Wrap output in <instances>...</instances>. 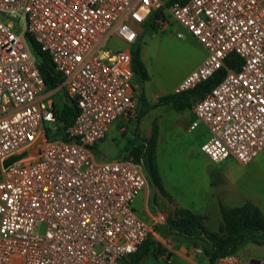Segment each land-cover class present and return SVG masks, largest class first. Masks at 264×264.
Listing matches in <instances>:
<instances>
[{
	"label": "built area",
	"instance_id": "1",
	"mask_svg": "<svg viewBox=\"0 0 264 264\" xmlns=\"http://www.w3.org/2000/svg\"><path fill=\"white\" fill-rule=\"evenodd\" d=\"M164 0H0V264H122L148 237L152 222L130 203L146 185L132 156L96 160L93 146L110 124L137 113L128 47L135 26ZM206 55L175 85L193 88L223 65L240 64L190 105L209 135L200 149L213 162L240 165L264 148V0H185L163 7ZM156 24L165 26L162 16ZM178 35L181 33L178 32ZM29 35L61 80L47 88ZM76 112L63 138L52 93ZM221 261L231 255L219 257Z\"/></svg>",
	"mask_w": 264,
	"mask_h": 264
},
{
	"label": "rangeland",
	"instance_id": "2",
	"mask_svg": "<svg viewBox=\"0 0 264 264\" xmlns=\"http://www.w3.org/2000/svg\"><path fill=\"white\" fill-rule=\"evenodd\" d=\"M157 16H162L165 26L156 24L154 18L151 19L153 26L149 21L135 26L137 34L131 44H126L115 36L105 41V46L112 50L124 47L138 49V56L146 75L141 78L131 70V95L138 105H140L139 97L141 96L147 108L138 117L122 119L118 116L106 131L105 137L98 142L97 150L98 153L107 156L120 157L125 154V157H128L131 155L127 153V149L142 139L150 138L153 132L155 164L161 185L169 198L176 200L184 195H194L205 185L206 172L212 162L200 149V145L208 131L201 122L195 128L187 129L191 117L187 108L175 110L169 104L153 106L150 104L160 95L171 92L181 78L206 55V51L193 35L169 16L164 8L162 14L158 13ZM178 32L181 34L178 35ZM35 59L38 63L36 55ZM60 95L59 90L51 95L57 106L62 104ZM44 125L48 137L49 133L55 130V123L46 121ZM98 153L96 151L95 154L98 155ZM95 159L100 160L98 157ZM144 174L146 177L145 171ZM146 182L150 183L147 177ZM157 197L161 198V196ZM185 204L192 210L199 209V202L193 197L186 200ZM130 206L139 218L147 221L143 187L137 192ZM210 221L212 216L207 223L203 224L205 228L211 227ZM160 224L159 219L152 220L154 243L148 245L147 253L149 254H147L146 262L152 257L151 253H155V238L165 236L158 231ZM248 253L263 258L264 245L246 241L235 251V255L242 258ZM127 257L128 255L125 258Z\"/></svg>",
	"mask_w": 264,
	"mask_h": 264
},
{
	"label": "trees",
	"instance_id": "3",
	"mask_svg": "<svg viewBox=\"0 0 264 264\" xmlns=\"http://www.w3.org/2000/svg\"><path fill=\"white\" fill-rule=\"evenodd\" d=\"M185 0H164V6L167 7L173 2L182 3ZM163 7L156 11L150 12L144 23L149 21L150 25L155 16L162 14ZM27 40L31 46L32 51L38 58L37 67L42 76L43 82L47 88L56 86L61 80L60 72L55 70L51 60L46 52L41 51L35 41L27 35ZM130 68L141 78H144L146 73L144 66L139 59L138 49L130 47ZM240 64L239 57L229 52L224 60L223 65L214 71L209 77L197 83L193 88L181 92H168L160 95L156 101L150 106L157 104H169L176 110L185 107H190L191 103L198 97L202 96L215 83H217L224 75L227 68L237 69ZM140 105L136 117L142 114L145 107L143 98L139 97ZM76 112L75 106L72 102L63 99L62 107L56 110L58 124L56 129L49 133V138L60 137L63 138V129L70 123L72 117ZM152 132L150 138L142 139L141 141L132 144L127 153L136 161H140L146 177L150 183L162 192H164L160 178L155 164V139ZM220 221L216 230H208L202 223L201 217L194 214L185 208H177L171 215L164 218L162 230L164 232L181 235L184 238L190 239L194 246H200L203 253L208 258V264H216L219 257L224 255H232L244 242L251 241L256 244H264V214L262 210L253 202L246 201L241 205L226 207L219 205ZM154 243L153 237L149 235L139 247L122 260V264H135L143 255L148 252V245ZM157 247V245H156ZM153 250V249H152Z\"/></svg>",
	"mask_w": 264,
	"mask_h": 264
},
{
	"label": "crops",
	"instance_id": "4",
	"mask_svg": "<svg viewBox=\"0 0 264 264\" xmlns=\"http://www.w3.org/2000/svg\"><path fill=\"white\" fill-rule=\"evenodd\" d=\"M60 97L63 104L62 96L60 95ZM51 99L56 110H59L62 104L61 106H57L55 100L52 97ZM185 108L189 110L191 115L187 129L195 128L201 121H197L194 126L190 127L195 117L190 107ZM111 126L112 123L108 129ZM105 135L100 140H102ZM207 137L208 132L204 140H206ZM100 140L93 146L94 156L99 159L117 158L98 153L97 144ZM96 151L98 155L95 154ZM122 156H125V154H122L120 157ZM211 162L212 164L206 172L207 177L205 179V185L192 196L184 195L176 200H172L163 187L164 192L156 186L146 182L143 189L144 210L147 215V220L152 222V220L159 219L161 224L158 227V231L165 236L159 239L155 238V245H157V247L155 248V253H151L152 257L147 262V254L149 253L143 255L135 264H143V262H145L144 264H208V258L203 253L200 246H194L190 239L184 238L181 235H175L174 233L164 232L162 230L164 218L171 215L177 208H185L194 214H198L203 224L207 223L209 217L212 216V221H210L211 227L207 228L208 230H216L217 228L220 221V204L226 207H233L241 205L246 201H251L259 207L264 214V148L256 153L246 165H240L231 155H228L218 162ZM157 196H161V198ZM190 197L195 198L199 202L198 210H192L185 204V201ZM149 235L154 237L155 233L153 228L148 236ZM231 257V259H223L222 261L221 258H218L216 264H246L250 257L258 256L248 253L242 258L234 253Z\"/></svg>",
	"mask_w": 264,
	"mask_h": 264
},
{
	"label": "water",
	"instance_id": "5",
	"mask_svg": "<svg viewBox=\"0 0 264 264\" xmlns=\"http://www.w3.org/2000/svg\"><path fill=\"white\" fill-rule=\"evenodd\" d=\"M246 264H264V257L263 258H259V257H250L247 260Z\"/></svg>",
	"mask_w": 264,
	"mask_h": 264
}]
</instances>
